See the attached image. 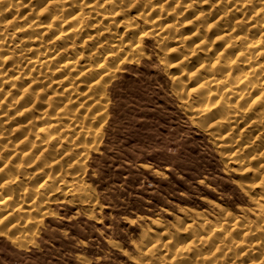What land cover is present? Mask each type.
I'll return each mask as SVG.
<instances>
[{
  "label": "rangeland",
  "instance_id": "374dc122",
  "mask_svg": "<svg viewBox=\"0 0 264 264\" xmlns=\"http://www.w3.org/2000/svg\"><path fill=\"white\" fill-rule=\"evenodd\" d=\"M261 36L264 0H0V264H264Z\"/></svg>",
  "mask_w": 264,
  "mask_h": 264
},
{
  "label": "bare ground",
  "instance_id": "6f19581e",
  "mask_svg": "<svg viewBox=\"0 0 264 264\" xmlns=\"http://www.w3.org/2000/svg\"><path fill=\"white\" fill-rule=\"evenodd\" d=\"M90 5H91V4H90ZM42 6H43V5H42ZM45 7H46V6H45ZM45 7H44V8H45ZM44 8H43V9H44ZM89 8H90V7H89ZM91 8H93L92 5H91ZM91 8H90V9H91ZM75 14H76V13H75ZM110 14H111L110 12H104V13L101 14V17H102L103 19H106L107 17H110ZM201 15H202V13H199V12H197V13L195 14V16H197V17H200ZM203 15H204V14H203ZM205 15H206V14H205ZM99 16H100V14H99ZM94 19H95V18H94ZM229 33H230V32H229ZM229 35H230V34H225V35L223 34L222 37H223V38H224V37L226 38V37L229 36ZM223 38H222V39H223ZM115 39H116V37H115ZM120 39H121V38H120ZM120 39H119V40H120ZM242 39H243V38H242ZM255 39H256V38H255ZM119 40H118V41H119ZM121 40H122V39H121ZM121 40H120V41H121ZM224 40H225V39H224ZM120 41H119V42H120ZM263 43H264V41H263V37L261 36V37H258L257 40H254V42H252L251 45H250L251 47H248V48H250V49H254V51L256 52V51H259V47H260V46L262 47ZM226 44H227V43H226ZM262 49H263V48H262ZM252 51H253V50H252ZM262 51H263V50H261V52H262ZM243 52H244V51H243ZM238 55L240 56V53H238ZM242 55H243V54H242ZM259 55H261V54L259 53ZM256 56H257V53H256ZM51 57H52V56H50L48 59L45 58V59H47V60H45V61H44V60H41V61H40V60H32L31 64H33V65L36 66V67L41 66V68L48 67V66H50V64H51V60H50ZM254 57H255V56H254ZM263 57H264V56H263ZM116 58H117V57H116ZM251 59H253V58H251ZM232 61H233V60H232ZM205 64H207V63H205L204 60H203V64H201V65L204 66ZM7 67H8V66H7ZM38 68H39V67H38ZM77 68H78V66H77L76 63H73V62H70V63H69V62H68L67 64H65V67H64V70H63V71H65V72H63V73H66L67 71H69V72H71V71H76ZM262 68H263V67H262ZM58 69H59V68H58ZM67 69H68V70H67ZM78 69H79V68H78ZM260 69H261V68L258 67L257 69H255L256 71H255L254 73L256 74V72H258V71L260 72ZM38 71H39V70H38ZM40 71H41V69H40ZM81 71H82V70H81ZM81 71H80V72H81ZM250 71H251V70H250ZM250 71H249V72H250ZM69 72H68V73H69ZM39 74H41V73H39ZM246 74H247V73H246ZM250 74H251V73H250ZM259 74H260V73H259ZM76 75L78 76V74H76ZM243 75H244V74H243ZM257 75H258V74H257ZM260 75H261V74H260ZM63 76H64V75H63ZM245 77H247V75H246V76L237 77L236 79H238V81H237L236 79H235V80H236L238 83H241V82L244 81V78H245ZM75 79H76V77H75ZM64 80H65V79H64ZM249 80H250V79H249ZM225 81H226V79H225ZM225 81H224V82H225ZM236 81H235V83H236ZM229 82H230V81H229ZM77 83H79V82H77ZM220 83H221V82H220ZM220 83H218V84H220ZM225 83H226V82H225ZM62 84H63L62 80L56 82L57 87L62 86ZM78 85H79V84H78ZM69 86H70V85H69ZM71 86H72V85H71ZM74 86H75V85H73L70 89H68V91H69L70 93H74V95H76L78 99L82 98L84 94H83V93H77V87L75 88ZM252 88H253V87H252ZM28 89H29V88H28ZM220 89H221V88H220ZM250 90H251V89H250ZM68 91H67V92H68ZM0 92H1V91H0ZM22 94H24V93H22ZM5 96H6V95H5ZM240 96H241V95H240ZM85 99H86V98H85ZM83 100H84V99H83ZM84 101H85V100H84ZM64 106H66V105H64ZM45 113H46V112H45ZM227 114H228V113H227ZM230 116H232V114L228 116L229 118H227V116H223V119H224V120H225V118H227V119H232V118L234 117V115H233V117H231V118H230ZM224 117H225V118H224ZM221 119H222V118H221ZM221 119H220L219 122L216 123L217 125L223 123V122H221V121H224V120H223V119L221 120ZM227 119H226V121H227ZM226 121H225L224 123H226ZM229 121H230V120H229ZM229 121H228V122H229ZM231 121H232V120H231ZM70 123H71V121H70ZM229 123H230V122H229ZM72 124H73V123H72ZM46 128H47V127H46ZM51 128L53 129V128H55V126H51L49 129H44V130H46V131L49 132V130H50ZM226 129H229V128H226ZM233 129H234V128H233ZM233 129H232V130H233ZM65 130H66V129H65ZM230 130H231V129L226 130V131H230ZM232 130H231V131H232ZM226 131H225V132H226ZM232 132H233V131H232ZM44 133H45V132H44ZM230 133H231V132H230ZM17 135H18V134H17ZM51 146H52V145H51ZM2 204H3V203H2ZM21 206H22V205H21ZM29 206H30V205H29ZM11 211H12V210H11ZM9 212H10V211H9ZM30 213H31V212H30ZM7 217H8V216H7ZM8 222H9V224H12V223H15V225L18 224V223H16V219H15V218H14L13 220H12V219H10V220L8 219ZM20 222H21V221H20ZM236 223H237V222H236ZM246 224H248V223H246ZM9 226H10V225H9ZM0 227H1V226H0ZM2 227H3V226H2ZM12 227H15V226H12ZM1 229H2V228H1ZM19 230H20V229H19ZM2 231H3V233H5V235H6V234H9V232H8L7 230H5V229H2ZM12 231H13V230H12ZM12 231H11V232H12ZM11 232H10V233H11ZM13 233H14V232H13ZM16 234H17V233H16ZM6 236H7V235H6ZM12 237H13V236H12ZM14 237L16 238V236H14ZM16 239H17V238H16ZM12 240H13V239H12ZM15 241H16V240H15ZM19 241H20V240H19ZM25 242H26V241H25ZM25 242H24V243H25ZM16 243H18V242H16ZM20 243H21V242H20ZM20 243H19V244H20Z\"/></svg>",
  "mask_w": 264,
  "mask_h": 264
}]
</instances>
